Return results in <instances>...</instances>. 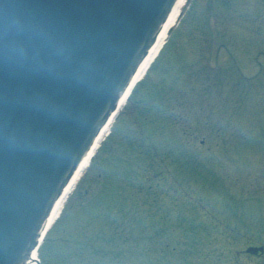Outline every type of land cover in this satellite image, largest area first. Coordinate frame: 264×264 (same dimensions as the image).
<instances>
[{
	"label": "rangeland",
	"instance_id": "1",
	"mask_svg": "<svg viewBox=\"0 0 264 264\" xmlns=\"http://www.w3.org/2000/svg\"><path fill=\"white\" fill-rule=\"evenodd\" d=\"M196 9L118 110L40 264H264V87L209 84Z\"/></svg>",
	"mask_w": 264,
	"mask_h": 264
},
{
	"label": "water",
	"instance_id": "2",
	"mask_svg": "<svg viewBox=\"0 0 264 264\" xmlns=\"http://www.w3.org/2000/svg\"><path fill=\"white\" fill-rule=\"evenodd\" d=\"M175 1L0 0V264L28 262Z\"/></svg>",
	"mask_w": 264,
	"mask_h": 264
},
{
	"label": "flooded vegetation",
	"instance_id": "3",
	"mask_svg": "<svg viewBox=\"0 0 264 264\" xmlns=\"http://www.w3.org/2000/svg\"><path fill=\"white\" fill-rule=\"evenodd\" d=\"M191 1L195 12L199 4L203 9L209 84L264 87V0Z\"/></svg>",
	"mask_w": 264,
	"mask_h": 264
},
{
	"label": "bare ground",
	"instance_id": "4",
	"mask_svg": "<svg viewBox=\"0 0 264 264\" xmlns=\"http://www.w3.org/2000/svg\"><path fill=\"white\" fill-rule=\"evenodd\" d=\"M187 0H176L172 9L168 13V16L166 18V21L163 23V26L161 27L155 42L149 49V52L147 53L146 57L141 61L139 64L136 73L133 75L131 82L124 92V94L121 96L117 111H114L111 116L108 118L104 126L99 131V134L95 138L90 150L86 153L85 157L80 161L79 165L77 166L75 172L72 174L71 179L69 180L68 184L65 186L62 194L56 201L53 209L51 210L47 222L45 224L44 230L41 232L40 242L39 246L35 248V250L31 253L30 257L31 261L27 262V264H38L37 260L40 258V247L41 244L46 237L48 231L52 227V225L57 221V219L60 217V214L62 213V210L64 208V205L69 197V195L72 193L73 189L75 188L78 180L81 178L84 170L86 167L90 164V160L96 151V149L100 146V143L105 138L107 133L109 132V129L111 125L113 124L115 118L118 115V110L126 103L133 87L144 77L148 69L150 68L151 64L154 62V60L158 57L162 47L164 46L167 37L169 35L170 29L176 24L179 16L182 13L183 7L186 4Z\"/></svg>",
	"mask_w": 264,
	"mask_h": 264
}]
</instances>
